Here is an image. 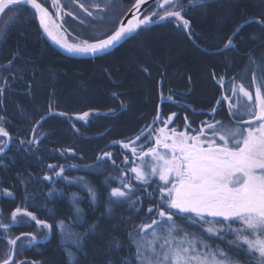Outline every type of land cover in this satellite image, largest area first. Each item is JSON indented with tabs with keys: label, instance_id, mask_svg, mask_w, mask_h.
<instances>
[{
	"label": "trees",
	"instance_id": "trees-1",
	"mask_svg": "<svg viewBox=\"0 0 264 264\" xmlns=\"http://www.w3.org/2000/svg\"><path fill=\"white\" fill-rule=\"evenodd\" d=\"M38 2L50 5L56 14L52 0ZM58 2L63 9L61 18L68 19L67 12L77 14L72 28L80 40L94 42L113 33L135 0ZM81 4L87 5V12L93 15H83ZM154 9L156 4L144 15ZM7 15L6 31L0 35V85L6 80L8 90L0 104V115L5 117V127L14 139L0 155V222L11 225V212L20 207L52 226L38 229L34 221L21 217L24 222L11 226L8 236L34 233L37 242L28 246L25 240L23 248L15 249L14 258L17 264H120L128 254L129 231L141 223L147 208L155 203L150 202L148 192L155 191L159 200L156 186L161 182L153 177L155 183L148 192L138 193L144 197L143 211L138 215L137 209L127 203L113 205L109 213L110 190L118 186L122 169L132 166L124 164V153L133 159L130 151L113 141L134 139L153 123L158 109L162 118L156 128L162 126L163 118L176 113L168 127L189 134L198 130L202 121L212 119L213 108L215 120L225 124L232 121L228 103L222 99L232 93H225L213 74L226 81L234 77L239 81L247 71L245 80L251 85L249 57L260 62L257 72L264 71V25L255 22L264 18V0H206V6L188 11L191 36L174 20L153 17L157 22L137 29L113 52L89 60L67 59L54 51L43 39L28 7L19 15L15 10L6 11L0 19V31L5 30L3 20ZM238 28L233 41L236 47L216 54ZM250 91L254 99V89ZM50 106L51 113L65 115H51L37 124L49 114ZM84 112H89V117L77 119ZM185 116L190 122L187 129ZM34 135L41 138L38 151L36 145L27 143ZM153 140L143 137L137 146H144L146 151ZM68 148L73 151H63ZM104 151L113 153L115 166L112 160L97 161ZM49 164L56 165L57 171L63 166V175L55 176ZM45 175L51 179L45 180ZM127 176L137 185L131 172ZM80 177L86 183H76ZM89 188L95 191V200ZM4 189L12 195H5ZM181 224L189 232L200 231L197 226ZM117 240L124 247L110 252V242L114 245ZM216 245L229 251L227 239L214 241L213 247ZM9 251L7 240L0 239V260ZM234 254V250L229 251V255Z\"/></svg>",
	"mask_w": 264,
	"mask_h": 264
},
{
	"label": "snow or ice",
	"instance_id": "snow-or-ice-1",
	"mask_svg": "<svg viewBox=\"0 0 264 264\" xmlns=\"http://www.w3.org/2000/svg\"><path fill=\"white\" fill-rule=\"evenodd\" d=\"M145 3L146 0H135L132 7L136 11L132 13V18L126 24L121 22L111 35L94 42L87 40L69 42L60 34L61 26L53 23L49 10L38 0H0V14L15 10L19 15L30 7L34 10L40 28L53 43L70 54L97 55L107 53L137 29L157 22L153 19L156 16H159L160 21L174 20L177 27L182 25L184 31L191 36L188 11L197 6H206V0H188L187 4H184L183 0H163V3L154 0L156 9L148 15H136ZM52 5L59 18L63 9L58 0H52ZM80 6L83 8V4ZM96 7L99 8V5ZM159 10H162V14ZM65 14L76 18L71 12ZM88 15L91 16L93 13L88 12ZM255 22L264 25V18ZM6 28L7 24L5 30L0 31V35L4 34ZM239 31V28L234 31L216 54L234 49L236 45L233 41ZM8 63L12 64L13 61L10 60ZM259 64L260 62L253 57H249L251 85L245 80L247 71L239 81L235 77L226 81L225 77H216L213 74V78L218 80L225 93L229 90L232 93L231 97L225 95L222 98L228 103L229 115L232 117L229 123L215 120L216 109L213 108L212 119L202 121V126L191 134L168 127L176 113L163 118L162 126L156 128V123L162 118V113L158 109L153 123L147 126L149 131L147 137L142 131L134 139L113 141V144H119L122 149L130 151L133 159L129 160L127 152L124 153V164L132 166L122 169L118 186L110 190L109 213L113 205L127 203L130 208L137 209L138 215L143 211L144 201V197L138 193L148 192L155 183L153 177H158L161 182L156 186L159 189V200H156L155 191L148 192L150 202L155 203L147 208L146 217L141 223L133 225L129 231L128 254L121 258L120 264H250L252 259H256L257 264H264V71H256ZM229 84L230 89L227 87ZM250 88L254 89V99ZM7 90L5 80V83L0 85V104H3ZM245 100L247 103L243 102ZM49 114H52L51 106ZM59 115L64 116L65 113L61 112ZM89 115V112H84L78 115L77 119L84 121ZM46 119V116H42L36 123L40 124ZM184 123L186 129L190 127L187 116ZM35 131L36 128L33 127V133ZM153 131L154 138L151 136ZM142 137L146 140L154 139L153 145L146 151L144 146H137ZM13 139L5 127V117L0 115V155L5 154V149ZM40 142L41 138L35 135L27 141L36 145L37 151ZM20 143L24 145L25 141L21 140ZM63 151L71 153L73 150L68 148ZM61 154L63 155V152ZM96 159L104 162L112 160L115 166L111 152L104 151ZM99 166L98 164L97 167ZM48 168L53 170L57 177L64 173L63 166H60L58 171L56 165L49 164ZM128 172L133 174L137 185L145 187L141 189L133 185L131 178L127 176ZM63 178L68 179L66 176ZM44 179L50 180L51 177L45 175ZM75 182L86 183L83 177ZM3 191L7 196L12 195L7 189ZM89 193L95 200V191L89 188ZM51 194L50 192L49 195ZM76 211L79 213L80 210L77 208ZM180 214H184L183 220L198 225L202 231L189 232L178 222ZM21 217L34 221L38 229L52 227L26 209L17 207L11 212L13 224L24 222ZM59 226L63 230V222ZM9 229V224L0 222V239H6L10 248L6 258L0 260V264H17L14 258L15 249L23 248L25 240L28 246H33L37 242L34 233L23 232L11 237L8 236ZM229 234L232 239H228ZM226 239L228 250H234V255H229V251L219 245L213 247L215 240ZM123 247L122 242L117 240L114 245L110 242L109 251L119 252ZM241 253L244 254L243 259L239 258ZM19 264L26 262L20 261Z\"/></svg>",
	"mask_w": 264,
	"mask_h": 264
},
{
	"label": "water",
	"instance_id": "water-1",
	"mask_svg": "<svg viewBox=\"0 0 264 264\" xmlns=\"http://www.w3.org/2000/svg\"><path fill=\"white\" fill-rule=\"evenodd\" d=\"M154 3V0H146V3L143 4L141 6V11L140 12H137L136 15L138 16H141L144 14V12L150 7L152 6ZM33 13H34V10H32L30 7H28ZM136 10L133 9V7H131V9L126 13V15L122 18V20L120 21L118 27L120 26L121 22L123 23H127V21L129 19L132 18V13L135 12ZM3 14H0V19L2 17ZM36 18V17H35ZM36 22H37V26L39 28V31L43 37V39L46 41V43L54 50L56 51L60 56L64 57V58H67V59H74V60H89V59H95V58H100V57H103L111 52H113L117 47H119L125 40H127L128 38L126 39H123L121 40L118 44H116L115 47L111 48L108 50L107 53L105 54H97V55H92V54H70L68 52H66L65 50H63L62 48L59 47V45L53 43V41L51 39L48 38V36L43 32V29L40 28L39 26V21L38 19L36 18ZM51 115H59L57 113H52V114H48L46 115V117L48 116H51ZM61 116V115H60ZM144 133H145V136L149 133L148 129H145L144 130ZM143 138V137H142ZM141 138V139H142ZM10 143V142H9ZM7 149H5L6 151ZM14 224L12 223L11 226H13ZM10 226V227H11Z\"/></svg>",
	"mask_w": 264,
	"mask_h": 264
},
{
	"label": "flooded vegetation",
	"instance_id": "flooded-vegetation-1",
	"mask_svg": "<svg viewBox=\"0 0 264 264\" xmlns=\"http://www.w3.org/2000/svg\"><path fill=\"white\" fill-rule=\"evenodd\" d=\"M71 2H73V0H71ZM77 2H85L86 3V0H77ZM44 3V2H43ZM135 3V2H134ZM133 3V4H134ZM45 4V3H44ZM44 6V5H43ZM47 6V5H46ZM132 7V6H131ZM131 7L127 10V12L131 9ZM151 7V6H150ZM149 7V8H150ZM48 10H49V13H50V17H51V19H52V21H53V23L55 24V25H59V26H61V28H62V30H61V32H60V34L61 35H64L68 40H69V42H82L81 40H80V35H78L77 33H75L76 31L72 28V24L73 23H75L74 22V18H73V16H68V19H66V18H61L60 16H59V18L57 17V15L54 13V9L50 6V5H48L47 7H46ZM87 8H88V6L87 5H85L83 8H81V9H83V11H82V13H83V15H88V12H87ZM148 8V9H149ZM86 9V10H85ZM147 9V10H148ZM146 10V11H147ZM145 11V12H146ZM126 12V13H127ZM145 12H144V14H145ZM77 13H79V12H77ZM126 13H125V15H126ZM143 14V15H144ZM77 15V14H76ZM76 15H74V16H76ZM124 15V16H125ZM123 16V17H124ZM122 17V18H123ZM122 20V19H121ZM120 20V21H121ZM120 21H119V23H120ZM119 23H118V25H119ZM70 25V26H69ZM118 25H117V27H118ZM116 27V28H117ZM116 28H115V30H116ZM114 30V31H115ZM113 31V32H114ZM112 34V33H111ZM110 34V35H111ZM110 54V53H109ZM108 55V54H107ZM60 116V115H59ZM246 126V125H245ZM11 142V141H10ZM9 146H10V143H9ZM9 148V147H8ZM8 148H7V150H8ZM11 223H12V220H11Z\"/></svg>",
	"mask_w": 264,
	"mask_h": 264
},
{
	"label": "rangeland",
	"instance_id": "rangeland-1",
	"mask_svg": "<svg viewBox=\"0 0 264 264\" xmlns=\"http://www.w3.org/2000/svg\"><path fill=\"white\" fill-rule=\"evenodd\" d=\"M154 5V4H153ZM7 18L9 19V17H8V15L6 16V18H4V20H3V26L5 25V24H7ZM154 136H155V132L153 133V138H154ZM154 141V140H153ZM183 215L184 214H180V218H179V220H178V222H180V223H188L189 225H191V226H197L198 228H199V226L198 225H193V224H191V222L190 221H187V220H183ZM12 224V223H11ZM11 226V225H10ZM194 231H196V230H194ZM200 231H202L201 229H200ZM228 238L229 239H232L233 237L231 236V234H229V236H228ZM216 241V240H215ZM14 254H15V252H14ZM250 264H257V261H256V259H252L251 260V262H250Z\"/></svg>",
	"mask_w": 264,
	"mask_h": 264
}]
</instances>
